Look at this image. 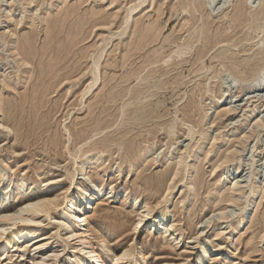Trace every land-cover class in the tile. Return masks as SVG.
<instances>
[{
  "label": "rangeland",
  "instance_id": "374dc122",
  "mask_svg": "<svg viewBox=\"0 0 264 264\" xmlns=\"http://www.w3.org/2000/svg\"><path fill=\"white\" fill-rule=\"evenodd\" d=\"M131 1L0 0V190L5 194L0 200L13 202L53 182L55 186L45 190L68 187L73 166L69 150L91 134L98 119L115 120L119 107L129 98L108 102L104 96L110 97L113 90L111 97H118L127 85L130 89L140 86L135 78L123 83L126 69L117 67L130 40L131 28L123 33L120 26ZM183 1L147 0L134 15L144 26L162 28L150 53L164 44L169 49L167 42L181 34L187 37L184 30L191 21L183 19ZM224 1L212 4V0H203L202 19L211 22V35L220 31L232 36L231 43L240 42L238 47L217 45L207 55L206 67L195 72L202 67L201 61L194 64L197 49L203 45L198 42L184 63L170 67L167 73L158 72L165 84L156 89L157 95L144 98L146 108L152 109L148 116H156L153 122H131L123 127L124 117L119 115L117 124L94 140L110 135L105 145L96 148L101 153L87 170V176L102 182L104 189L113 186L116 190L113 197L96 200L88 212L91 238L98 253L104 252L105 244L110 248L108 260L114 252L126 249L125 260H134L139 251L147 264L166 260L264 264V91L253 93L264 73V0H250L253 8L234 0L222 13L218 7ZM239 8L240 27L227 30ZM25 36L31 38V56L45 47L51 48L50 53L42 61L37 55L26 64L17 51ZM106 44L101 79L84 96L92 56ZM226 51L249 66L240 67L241 73L228 70L232 62L222 63L215 57ZM176 78L179 86L173 84ZM200 89L202 96L198 95ZM254 94L258 96L252 97ZM222 96L225 104L220 105L217 100ZM193 99L196 102L191 104ZM81 102L88 106L81 108ZM249 108H255L254 112L247 114ZM171 121L176 126L169 133ZM192 125L194 132L189 135ZM66 127L72 134L70 140ZM118 128L122 133L114 132ZM224 134L227 138L220 137ZM146 148H154L153 154L144 155L141 149ZM177 169L181 173L175 175ZM21 178L29 183L34 180L35 188L16 191V180ZM7 186L14 192L6 194ZM145 205L152 213L162 208V224L152 234L139 233V242L133 244V225ZM53 212L57 215V210ZM37 221L21 233L50 237V243L34 250L24 237H17L9 248L0 247V264H31L46 257V251L59 257L49 256L44 264H64L66 260L75 264L74 256L55 235V223L46 217ZM232 226L238 228V234L230 233ZM227 246L230 251L223 250ZM203 248L208 251L206 256Z\"/></svg>",
  "mask_w": 264,
  "mask_h": 264
},
{
  "label": "bare ground",
  "instance_id": "6f19581e",
  "mask_svg": "<svg viewBox=\"0 0 264 264\" xmlns=\"http://www.w3.org/2000/svg\"><path fill=\"white\" fill-rule=\"evenodd\" d=\"M146 1L147 0H132V4L126 10V15L121 23L120 28L123 33H127V30L131 28V32L129 34L130 40L125 44L126 53L123 56L122 63L117 64V67L126 69L125 74L121 77L123 83H129L133 78H135L140 80V86L135 89H130L129 85H127V87L124 88L125 92L121 93L118 97H111L113 90L110 91V97L104 96V98L107 99L108 102L112 100L117 101L119 99L123 100L127 96H129V98L128 101L124 102L119 107V114L117 115L118 117L115 120L108 119L106 121H103L98 119L95 124H93L90 135L82 138L80 134V138H82V140L79 142L80 145L73 150H69V155L71 157V160L73 161V166L72 169L69 170L70 182L68 184V187L66 186L67 188L59 187L55 190H45L49 189L50 187H54L55 183L53 182L48 187V184H46L45 186L41 185L38 187V190H35L23 196L16 197L13 202L5 203V200H0V247L5 245V247L1 250H4L7 247L9 248L13 242H17V237H24V242L28 246H32L34 250L39 249L43 246H47L50 243V237L36 236L33 233H21L22 230L30 227L35 223H39L37 221L38 218L46 217L47 219L55 223V235L61 238L64 249L69 250L72 256H74L76 262L75 264H147L146 260L141 259V252L139 251L135 255L134 260H125L126 256L129 255L126 249L123 251L120 250L121 252H114L111 255V259L108 260L110 248L105 244L104 252L101 254L98 253L96 244L91 238V220L88 212L94 208V203L100 197L109 199L116 194L115 187L112 186L104 189L102 182L91 176H87V170L90 167L92 161L95 158L99 157V154L101 153V151L96 150V148L98 149V145L100 143L102 145H105L106 141L109 140L110 135H106L96 142L94 140L103 131L115 126L118 122L119 115H122L124 117V119L120 122L123 127L131 122L138 125L145 124L151 121L153 122V120L156 119V116H148V113H150L152 109L150 111L146 108L144 98L146 99L149 96L157 95L158 93L156 89H161L160 87L165 84L157 77L158 72L166 70L167 73V70L170 69V67L184 63L186 61L184 57L192 53L198 42L202 41L203 45L197 49V59L195 60L194 64L196 65L198 61H201L202 67L195 72L202 71L206 67L207 55L217 45L224 44L236 48L238 47L240 42H234L232 44V36H225L220 31H218L214 35H211V22L207 21L204 23L202 19L204 17L203 0H186L181 3V6L182 13L185 14V16H183V19H188V21H191L188 27H186L185 24V26H183L182 28V30H184L186 27L184 33L188 32L187 37H183V34H181L179 37L171 39L167 42L169 49H167V46L164 44L159 49H155L152 53H150L151 51L149 50L151 49V47H153L160 40L162 28H159L157 24L144 26L142 22L134 20V15L138 14V11ZM216 1L217 0H212V4ZM233 2L234 0H225L224 4H221L222 6L218 7V9H222V13H224L227 7L232 6ZM220 3H223L222 0H218L217 4ZM226 5L228 6L225 7ZM243 6H249L250 8H253V6L250 5V0H243ZM262 12H264V9L262 10ZM197 13H201V18H198L199 16H197ZM241 21V9L239 8L238 13L234 18H232L230 24L228 25L227 30L232 27H240ZM251 27L256 30L263 31L262 27H253V25H251ZM106 47L107 44L101 47L92 56V62L89 68L91 78L84 96L91 93L93 87L96 86L101 79V61L106 52ZM48 48L49 47H45L40 51V54L37 53L35 56H31V38L29 36H25L18 46L17 51L18 54L22 52L24 61H26V64H29L30 62L34 61V58H36L37 55H40V59L42 61L45 55L49 54L51 51V48ZM227 52L228 51L218 56L216 55L215 57H220V61L222 63H224L225 61H231L232 64L227 68L228 70H234L236 73H241L240 67L244 66L245 68L249 66L248 62H240L237 56L234 58L233 56L228 55ZM19 73L24 74V70H20ZM166 73H163L162 75H165ZM246 80V77L243 78V81ZM60 82H58L57 85ZM149 83H151V86L149 87V89H146V84ZM173 84L179 86L181 82L176 78L175 81H173ZM257 91H264V73L253 87V93H257ZM203 94L204 92L202 91V89H200L198 95L202 96ZM257 94H254V96L252 97L260 95ZM258 100H260V97L258 98ZM136 101L139 102L136 103ZM217 101L218 103H220V105L225 104V98L223 96L219 97ZM195 102V99H193L191 101V104H194ZM86 106H88V104H84L83 102L80 103L81 108ZM254 110L255 108H249L247 110V114H251L252 112H254ZM153 111H155V109H153ZM205 118H207V114L204 115L202 120L204 121ZM175 126L176 125L174 121L168 123L169 133H172L174 131ZM5 129L6 131H10V128L7 125L5 126ZM66 129L70 132L67 127ZM121 129L122 128H118L114 132L120 134L123 131V129ZM127 132L128 131H125L124 136L127 134ZM193 132L194 126H189V135ZM220 137L227 138V134L221 135ZM71 138L72 134L70 132L69 140ZM119 146L121 148V145ZM199 148L201 149V147ZM141 151H143L144 155L149 156L153 154L154 148L141 149ZM143 158L144 157H142V159ZM179 173H181V171L177 169L175 175ZM1 175L2 172L0 171V176ZM5 176L9 175L5 174ZM9 177L14 178L13 175ZM79 179L82 180L81 183L78 182ZM1 183L2 182L0 181V189L2 187ZM16 184V191L18 190L23 192L25 190L28 191L30 188H35L36 182L32 180L31 183H29L26 182L24 178H21L19 180H16ZM169 190H171V188ZM9 191H13V188L11 186H7L6 194H8ZM0 195L3 198L5 197V194H2V192L0 193ZM135 202L137 203L138 199H136ZM248 205H246V207ZM53 210H57V215H54ZM160 210H162V208ZM160 210L152 213L153 209H151L149 206H141L140 216L136 218L133 225V230L136 235L133 239V244H135L139 240V233L143 231H149L152 234L153 231L157 230L158 223L163 220V211ZM241 217L242 220L245 219V212L241 214ZM239 223L240 221L237 222V224ZM230 233H232L233 235L238 234V228L236 226H232ZM99 237L101 238V241H104L103 236ZM223 250L230 251V247L227 246L226 248H223ZM207 252V249H202V254L204 256L207 255ZM49 256L58 258L59 254L46 251V257L42 256L43 258L41 260L30 263L44 264L47 261V257ZM215 263L218 264L217 262H211L210 264ZM64 264H71V262L66 260ZM157 264L182 263L178 261L166 260L162 263ZM194 264H206V262L199 261L198 263Z\"/></svg>",
  "mask_w": 264,
  "mask_h": 264
}]
</instances>
